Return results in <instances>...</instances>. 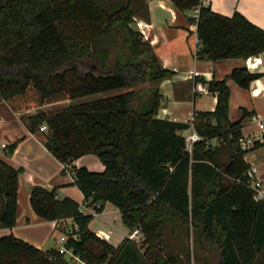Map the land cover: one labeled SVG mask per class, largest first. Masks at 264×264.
<instances>
[{
    "label": "trees",
    "instance_id": "trees-1",
    "mask_svg": "<svg viewBox=\"0 0 264 264\" xmlns=\"http://www.w3.org/2000/svg\"><path fill=\"white\" fill-rule=\"evenodd\" d=\"M172 1L180 10L198 7L196 18L189 16L196 21V57H247L264 50V28L239 10L225 15L200 0ZM133 13L131 0L113 9L95 0L0 1V99L20 112L28 130L47 125L44 144L59 160L96 154L103 169L71 165L74 182L87 205L100 212L105 201L113 203L124 225L141 230L142 238L125 236L113 245L89 227L90 211L40 184L30 189L31 207L46 219H73L76 237L62 231L66 247L82 264H123L122 259L140 264L137 258L169 264L160 230L167 218L192 225L202 246L215 253L216 264H264V198L255 199L246 184L248 150L238 142L240 119L228 117L226 82L229 77L246 87L259 74L237 66L207 81L216 103L212 110L194 111L193 125L203 138L189 152L179 132L188 122L156 116L157 86L151 87L146 109L134 106L138 84L158 81L171 70L132 25ZM115 89L122 90L73 101ZM66 99L63 106L38 109ZM212 136L224 142L206 147ZM262 144L264 133L253 146ZM224 151L227 157L219 160ZM20 169L0 158L2 226L15 223ZM74 263L56 248L43 250L12 233L0 235V264Z\"/></svg>",
    "mask_w": 264,
    "mask_h": 264
},
{
    "label": "crops",
    "instance_id": "crops-1",
    "mask_svg": "<svg viewBox=\"0 0 264 264\" xmlns=\"http://www.w3.org/2000/svg\"><path fill=\"white\" fill-rule=\"evenodd\" d=\"M107 9H113L126 0H95ZM211 8L225 15L234 10L242 12L253 23L264 28V0H206ZM133 8L132 25L140 30L147 39L163 67L171 73L158 81H147V90L157 86L160 101L156 116L171 120L187 122L195 110H212L216 103L215 92L195 88L197 80L207 81L211 78H223L233 67L245 66L249 71L259 75L249 85H239L232 78H226L229 87L228 117L231 121H241V133L258 132L257 120L252 115H260L264 120V50L247 57L234 56L222 58L196 57L194 47L197 34L189 16L193 8L178 9L172 0H131ZM149 94V95H150ZM186 128L180 129L183 133ZM42 130L30 131L20 118V112L13 110L9 104L0 99V158L14 167H21L17 175V209L15 223L11 227L0 225V235L12 233L36 245L43 250L56 248L62 228L75 223L71 217L58 224L56 219L39 216L29 202L30 189L35 184L54 188L58 198L70 196L87 207L83 193L74 182L73 174L63 168L59 160L44 144ZM264 133V132H263ZM262 141V140H258ZM4 142L6 145L1 146ZM15 143L9 151V145ZM95 155V156H94ZM227 157L221 152L219 160ZM249 164H254L264 175V144L251 146L244 155ZM86 165L88 168L101 170L103 163L94 153H85L69 163ZM0 171V213L3 206ZM83 208V209H84ZM89 227L113 245L121 243L129 229L121 220L119 208L105 201L100 212L93 214ZM64 256L77 264L82 261L71 249ZM73 253V254H72ZM122 259L123 264L133 261ZM137 262L144 264L140 258Z\"/></svg>",
    "mask_w": 264,
    "mask_h": 264
},
{
    "label": "rangeland",
    "instance_id": "rangeland-1",
    "mask_svg": "<svg viewBox=\"0 0 264 264\" xmlns=\"http://www.w3.org/2000/svg\"><path fill=\"white\" fill-rule=\"evenodd\" d=\"M1 1V0H0ZM147 82H143L137 85V88H140L139 93L135 99L134 106L138 110H144L148 106V98L150 91L147 90ZM122 89H115L109 92H100L95 94H90L82 96L80 98L74 99H89L92 97L104 95L106 93H114ZM69 102V99L48 103L38 109L42 108H53L58 106H63ZM35 111V109H32ZM186 130L184 131V133ZM95 156V155H94ZM162 234V244L161 250L163 257L166 260H170L169 264H216V255L213 251L209 250L202 246L199 239L196 238L195 232L192 228V225L185 226L180 223H174L170 219H166L160 228ZM141 239L139 240V242ZM66 256H69L65 252ZM176 257V261H173L171 258ZM264 258V257H263ZM72 262L71 260H69ZM74 263V262H73ZM77 264V263H74Z\"/></svg>",
    "mask_w": 264,
    "mask_h": 264
},
{
    "label": "built area",
    "instance_id": "built-area-1",
    "mask_svg": "<svg viewBox=\"0 0 264 264\" xmlns=\"http://www.w3.org/2000/svg\"><path fill=\"white\" fill-rule=\"evenodd\" d=\"M200 1H201V4L203 5L207 4L206 0H200ZM197 12H198V7H193L192 16L196 18ZM193 26L196 28V21H193ZM198 43H199V39L197 37L196 46L194 47V50H193L194 55H195V51L197 49ZM195 88L198 90L204 91V90H207V84L201 80H197L195 82ZM193 119H194V114H191L187 120L188 127L186 128V132L182 133L184 136V140H185V149L189 152L192 150L194 142L203 138V136L200 135L195 130L194 125H193ZM252 119L257 120L258 132H251L247 134L241 133L238 137V142H239L240 147L245 150H248L249 147L253 146L256 140H262L263 138L264 120L261 119L260 115H252ZM46 128H47V125L44 122L39 125V130L44 131L46 130ZM221 142H224L222 138H219L217 136H212V137L205 139V146L212 147ZM5 145L6 144L4 142L1 143L2 147H4ZM63 168L69 169L70 172L73 174L69 163L63 162ZM263 173H264V170H263ZM246 176H247L246 184L253 190V197L255 199H263L264 198V175L261 174L260 170L257 168L256 165L249 164V166L246 169ZM97 205H99V203H97ZM81 207L83 211H90L92 214H96L98 212L91 205H87V207L85 208L83 206ZM63 222H64L63 219L57 220V223L60 225L63 224ZM74 229H77V226L75 224L71 227L64 228V230L71 232L73 237H76V233L73 231ZM127 236L135 241H139L142 238V232L138 228H134L127 233ZM66 238H67V233L65 231H62V233L58 237L59 244L56 246V249L58 250V252H66L67 250H69V248H67L65 245Z\"/></svg>",
    "mask_w": 264,
    "mask_h": 264
}]
</instances>
